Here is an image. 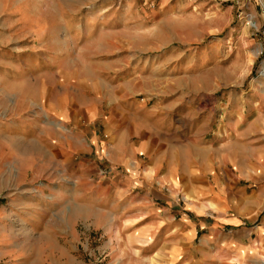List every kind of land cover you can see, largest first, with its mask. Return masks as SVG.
<instances>
[{
	"label": "rangeland",
	"instance_id": "rangeland-1",
	"mask_svg": "<svg viewBox=\"0 0 264 264\" xmlns=\"http://www.w3.org/2000/svg\"><path fill=\"white\" fill-rule=\"evenodd\" d=\"M48 92L60 106L68 99L84 109H70L73 123L53 130L86 135L90 146L64 164L72 175L82 164L84 177L98 181L110 173L108 162L89 160L108 152L116 103L161 105L175 114L190 106L198 119L210 111L202 133L208 140L221 134L231 141L235 118L258 113V125L245 132L264 136V0H0V115L10 107L29 114ZM175 114L166 127L178 128L168 121ZM186 123L184 133L198 127ZM4 140L0 264H160L159 254L143 249L149 239L133 245L117 232L120 223L113 232L102 220L91 222L90 210L54 196L61 157L44 155L49 143L35 150ZM183 194L178 202L188 198Z\"/></svg>",
	"mask_w": 264,
	"mask_h": 264
},
{
	"label": "crops",
	"instance_id": "crops-1",
	"mask_svg": "<svg viewBox=\"0 0 264 264\" xmlns=\"http://www.w3.org/2000/svg\"><path fill=\"white\" fill-rule=\"evenodd\" d=\"M15 78L10 71L8 79ZM45 99L29 114H17L13 107L3 110L0 136L15 145L28 143L35 150L38 142L49 143L44 155L61 157L62 182L56 198L81 211L90 210L91 222L102 220V227L113 232L114 223H120L117 232L133 245L137 239H149L143 249L149 256L159 254L160 264H208V259L220 264H264V136L247 133L258 125V113L235 118L231 141L221 134L208 140L202 133L210 111L200 113L205 117L198 119V110L190 106L175 114L161 105L116 103L109 121L108 152L99 160L95 156L89 160L90 166L108 162L110 173L98 181L84 177L82 164L77 163L73 175L69 164H64L74 158L75 150L90 146L86 135L69 128L53 130L73 123L70 109L80 114L84 109L68 99L60 106L49 92ZM169 114H175L168 121H177L178 128L166 127ZM191 120L198 127L184 133L186 121ZM242 120H246L243 126ZM88 172L92 175L96 168ZM183 192L188 198L178 202L177 195Z\"/></svg>",
	"mask_w": 264,
	"mask_h": 264
}]
</instances>
